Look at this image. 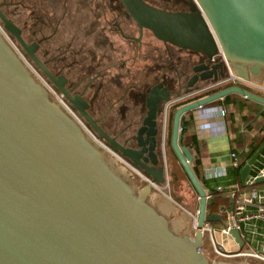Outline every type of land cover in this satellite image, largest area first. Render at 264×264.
Segmentation results:
<instances>
[{
    "label": "water",
    "instance_id": "95a60500",
    "mask_svg": "<svg viewBox=\"0 0 264 264\" xmlns=\"http://www.w3.org/2000/svg\"><path fill=\"white\" fill-rule=\"evenodd\" d=\"M122 2L141 35L150 30L162 42L200 56L184 88L169 76L150 86L146 115L124 141L98 124L83 94L73 95L66 78L44 66L35 54L37 43H27L22 29L0 10L3 27L25 55L65 95L87 128L143 180L136 189L109 165L104 148L51 99L0 32V264H249L213 261L207 254L204 224L222 223L235 200L208 212L209 195L182 139L188 113L231 94L264 107V95L232 85L184 104L175 111L168 134L161 113L173 98L224 78L228 70L264 88V0H188L187 9L177 11L146 0ZM169 148L199 198L193 235L176 232L149 201L157 191L170 198L162 191ZM263 153L264 143L241 168L243 187L249 186ZM255 183H264V177ZM231 234L244 247L240 230Z\"/></svg>",
    "mask_w": 264,
    "mask_h": 264
},
{
    "label": "flooded vegetation",
    "instance_id": "af4514ba",
    "mask_svg": "<svg viewBox=\"0 0 264 264\" xmlns=\"http://www.w3.org/2000/svg\"><path fill=\"white\" fill-rule=\"evenodd\" d=\"M70 1L56 0L54 7L60 8V14L40 11L44 0H0V10L22 29L27 43H37L35 54L44 66L55 76L65 77V87L73 95L83 94L89 103L88 111L98 124L111 136L124 141L135 133L146 115L145 95L150 86L163 76H173L184 88L200 56L162 42L150 30L145 29L141 35L122 0H99L95 12H101L104 17L102 25L107 39L102 45L104 53L96 57L95 39L92 40L96 33L87 40L90 34L80 35L70 26L77 19L81 24L92 21L90 1H86V6L91 13L86 14L77 6L70 10ZM146 1L177 11L187 9L188 0ZM21 10L28 12L24 23L15 15ZM38 12H43L41 22H38ZM26 57L34 64L28 55ZM140 60L150 63L136 70L135 62ZM128 61L130 67H126ZM37 69L54 86L48 76ZM152 77L155 78L153 83H144L146 78ZM171 110L172 107L169 112ZM168 132L167 129L166 134Z\"/></svg>",
    "mask_w": 264,
    "mask_h": 264
},
{
    "label": "crops",
    "instance_id": "0c3cea01",
    "mask_svg": "<svg viewBox=\"0 0 264 264\" xmlns=\"http://www.w3.org/2000/svg\"><path fill=\"white\" fill-rule=\"evenodd\" d=\"M148 63L150 62H145L144 60L136 61L135 68L136 70H141ZM126 65V67H130L131 62L128 61V64ZM154 80V77L146 78L144 83L150 84L153 83ZM251 90L264 95L253 88H251ZM249 108H247L244 113L248 112V110H250ZM222 109H226L225 116L222 115ZM228 114L229 109L223 105H207L189 113L190 126L188 128V136L193 135L198 141L199 148L197 149L195 156L199 160L198 167L200 168L201 175L205 181L204 187L209 191L215 189L218 190V187L221 189L228 187L239 188L240 186V188H244L241 176L237 177L231 174L232 169H235L233 166L234 158L232 157V153L237 154V151L242 149V146H244V137L242 134L239 135L238 132H235L238 131L235 130L236 128H234L233 133H230L227 122ZM238 119H240V116H236V121ZM235 126H238L237 122ZM242 128L241 131H245V128ZM237 156L239 157L238 154ZM166 160L168 178H171V158L168 156ZM178 164L181 166L179 161ZM263 165L264 154L259 158L257 164L254 167H260ZM140 182L143 184V180ZM257 185L261 189H264V183ZM170 199L172 198L170 197ZM175 203L177 204V201ZM156 204L158 205V202H156ZM241 233L245 241L244 247H241L234 237H229V239H227V245L232 251L254 250L258 252H264V221L254 219L248 223H243ZM238 258H240V261L248 262V260H251V257ZM258 262L262 261L259 260Z\"/></svg>",
    "mask_w": 264,
    "mask_h": 264
},
{
    "label": "built area",
    "instance_id": "2783aa9c",
    "mask_svg": "<svg viewBox=\"0 0 264 264\" xmlns=\"http://www.w3.org/2000/svg\"><path fill=\"white\" fill-rule=\"evenodd\" d=\"M0 32L8 41V43L11 45L13 50L17 53V55L22 59V61L28 67L34 78L47 89L51 99L56 103H58L74 120H76L77 123L82 127V129L87 133V135L97 145L111 152L109 148L105 145V143L87 128L85 121L80 117L78 113L73 111V109L70 107L68 102L65 100L63 94H61L50 82H48L47 79L41 74V72L34 66V64L26 57L24 51L16 42V40L13 37H11V35L5 30L1 21H0ZM219 56H222V54L219 53L218 57ZM225 85H231V86L239 85L248 89L253 88L251 86L253 84L242 80L241 78L235 76L231 70H228L227 75L224 78H220L215 82L204 84L200 88L190 93H185L181 97L173 98V101H171V103L166 104L162 113L163 126L165 128L167 127L169 109L174 104ZM225 114H226V109H222V115L225 116ZM232 157L234 158L233 166L235 168H242L240 167L241 162L237 154L232 153ZM254 166L252 168L250 176L248 177L249 186L244 188L239 187L227 193V197L233 198L235 200V203H234V210L232 212L223 213V222L220 223L221 233L223 236L226 237L225 243L222 241L218 242L215 237L214 230L216 224L214 223L204 224L203 233L205 235V243L206 241H208V244L212 248L213 253H215L221 260L236 259L238 257H251L264 262L263 251L261 252L254 250L232 251L227 245V239H229V237H233L231 234V230L238 229L241 232L243 223H248L254 219L264 221V189H261L255 183L258 177H264V165L260 167H254ZM217 189L219 191L222 190L220 187H218ZM195 217L196 216H194V218Z\"/></svg>",
    "mask_w": 264,
    "mask_h": 264
},
{
    "label": "rangeland",
    "instance_id": "374dc122",
    "mask_svg": "<svg viewBox=\"0 0 264 264\" xmlns=\"http://www.w3.org/2000/svg\"><path fill=\"white\" fill-rule=\"evenodd\" d=\"M63 1V0H62ZM89 2L88 5H91V12H93V19L91 22H85L81 24V21L77 19V21H73L70 26L72 28H75V31L79 33L80 35H86V33L90 34L89 37L86 39L89 40L93 36V34L96 33V35L92 38L95 39V45H96V50L95 51V56L100 57L101 54L104 53V49L102 45L104 46L107 37L104 35L105 29L104 26L102 25V20H104V17H102L99 13V11H96V7L98 6V1L99 0H71L68 3L69 9L74 10V8L77 6L78 9L81 11H84L85 14L89 13L90 11L87 10V2ZM45 5L42 8H39V10H44L45 13H50L53 11H56V14H60L58 9H55L54 4H56V0H44L43 2ZM84 6V7H83ZM37 8V7H36ZM90 12V13H91ZM38 16L40 17L38 22H41V18L43 17L42 14L43 12H38ZM42 13V14H41ZM17 14V20L21 23H24V21L28 18V12H24L23 10L17 11L15 15ZM41 14V15H40ZM88 18V16H85ZM45 24V23H43ZM89 26V27H88ZM72 29V31H74ZM102 29H104L102 31ZM47 31V30H46ZM12 37V36H11ZM13 39V38H12ZM81 56V55H80ZM79 58V57H78ZM175 64L178 65L176 62ZM173 78V76L171 77ZM256 82H259L258 80L254 79ZM261 85L264 86L262 83ZM254 90L259 91L260 93H264V88L257 86V85H251ZM162 114V113H161ZM106 153V158L111 167L116 170L118 174L123 176L124 178L128 179L131 181L136 189H140L143 184H139L140 181H142V178L138 174H136L132 168L126 164L125 162L121 161L117 156L113 155L111 152L108 150H105ZM169 155L167 154V157ZM178 163V162H177ZM139 181V182H138ZM172 177L168 178V183L166 185V188H164L162 191L166 194L169 195L175 202L177 201V204L170 198L166 197L162 192L157 191L156 193L160 194L161 196L166 197L169 201H171L172 206L164 207L158 203L156 204V198L152 196L149 201L154 204L155 206L158 207V209L161 210L171 221V226L173 227L176 232L180 234H185L188 233L190 235H193L195 232L194 228V216H196L199 208V198L197 193L193 190V188L190 186V184L186 181H183L182 183L179 184V189L178 191L173 190L172 186ZM215 230L214 234L218 242L222 241L225 243L226 237L222 235L221 230H220V224L215 225ZM205 250L211 260L213 261H219V257L213 253L212 248L208 244V241L205 243ZM229 261H240V258H236L235 260L233 259H228ZM259 260L255 258H251V260H248L249 264H264L263 262H258Z\"/></svg>",
    "mask_w": 264,
    "mask_h": 264
},
{
    "label": "trees",
    "instance_id": "16d2710c",
    "mask_svg": "<svg viewBox=\"0 0 264 264\" xmlns=\"http://www.w3.org/2000/svg\"><path fill=\"white\" fill-rule=\"evenodd\" d=\"M229 86L231 85H225L219 88H215L208 92L196 95L195 97H192V98H189V99H186V100H183V101H180L174 104L172 110L169 112L168 131L170 132L171 130V123H172L173 115L180 106L187 104L189 102L195 101L197 99L203 98L205 96H208L214 92H217ZM209 105L210 106L223 105L229 109L227 122H228V128H229L230 133H233L234 128H236L235 130H238V131H235V132H238L239 135L242 134L244 137V141H243L244 146H242V149L240 151H237V154L239 155V159L241 162L240 167H243L246 164V162L253 156V154L264 143V107L260 105L259 103L246 99L238 94H231ZM247 108H249L250 110L244 113L245 110H247ZM236 116L238 117L240 116V119H238L237 121H236ZM236 122L238 126H235ZM189 126H190V121H189V113H188L186 116V128L183 132L182 143L185 146H187L192 152L194 159L191 165L197 177L199 178V180L204 186L205 181L201 175L200 168L198 167L199 160L195 156L197 149L199 148L198 147L199 144L195 136L193 135L188 136ZM242 127L245 128V131L243 132L241 131ZM168 155L171 158V162H172L171 174H172L173 190L175 192L178 191L179 184L182 183L183 181L188 182L190 186L192 187L183 167L177 163L178 159L171 148L168 149ZM240 171H241V168H235V169H232L231 174L239 177ZM139 184H141V182H139ZM235 189L237 188L228 187V188L222 189L221 191L216 190V189L210 190V191L207 190V193L209 195L208 212L209 213L218 212L220 206L228 205L230 198L227 197V193ZM153 195L156 198V202H158L161 205V207L162 206L164 207L172 206L171 201H169L166 197L161 196L160 194L156 192Z\"/></svg>",
    "mask_w": 264,
    "mask_h": 264
},
{
    "label": "bare ground",
    "instance_id": "6f19581e",
    "mask_svg": "<svg viewBox=\"0 0 264 264\" xmlns=\"http://www.w3.org/2000/svg\"><path fill=\"white\" fill-rule=\"evenodd\" d=\"M117 156V155H116Z\"/></svg>",
    "mask_w": 264,
    "mask_h": 264
}]
</instances>
